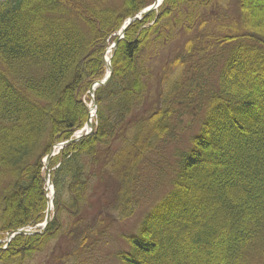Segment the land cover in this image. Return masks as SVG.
<instances>
[{"label":"trees","instance_id":"obj_1","mask_svg":"<svg viewBox=\"0 0 264 264\" xmlns=\"http://www.w3.org/2000/svg\"><path fill=\"white\" fill-rule=\"evenodd\" d=\"M230 1L164 0L126 29L93 132L51 159V221L0 264H97L162 187L113 263L264 264V1ZM152 2L0 0V235L43 222L41 161L83 127L105 48Z\"/></svg>","mask_w":264,"mask_h":264},{"label":"rangeland","instance_id":"obj_2","mask_svg":"<svg viewBox=\"0 0 264 264\" xmlns=\"http://www.w3.org/2000/svg\"><path fill=\"white\" fill-rule=\"evenodd\" d=\"M235 0H231L230 4L227 6L225 12L229 15H236V6L233 5V2ZM264 1V0H263ZM251 3H253V5H255L257 3L256 0H250ZM254 15L255 11H251ZM109 56V55H108ZM106 69L104 68V73L101 77V79H103L106 75ZM100 79V80H101ZM97 82V81H96ZM95 83V82H94ZM89 92H85L82 96V102L83 104H85L87 107L91 105L92 103V98L90 97V95L88 94ZM184 121H188L187 119L184 118ZM200 123V119H198V121H196L194 124H192L190 127L186 128V130H183L180 134V142H181V146L185 149L186 146H188L187 141L189 139V137H191L192 135H194L197 131V125ZM84 126V125H83ZM51 161V162H50ZM47 164L46 167L51 171L54 170L53 167V161L50 160ZM43 163V162H42ZM42 166H44V164H42ZM45 172V166L44 168H42L41 170V176L44 175ZM165 192L164 188L162 187V189H159L157 191H154L152 193H149L146 195L145 198V191L142 192V194L139 196V201H138V205L137 207L134 209L133 214L126 220L124 221H120V222H116L109 231L110 234V239L111 242L109 243L108 246H106L104 248V251L102 253V259L97 263V264H115V262L113 263V258L112 255L114 252H120L121 250H126L127 249V245L126 243H124L120 236L121 235H127V234H134L136 233L141 220L143 219L145 213L148 211L149 207L156 202L159 198H161V196L163 195V193ZM30 205H33L34 203H32L31 201H29ZM52 207L50 209V218H52ZM6 235H0V249L1 248H5L6 245ZM105 255V256H104ZM118 264V263H116Z\"/></svg>","mask_w":264,"mask_h":264},{"label":"water","instance_id":"obj_3","mask_svg":"<svg viewBox=\"0 0 264 264\" xmlns=\"http://www.w3.org/2000/svg\"><path fill=\"white\" fill-rule=\"evenodd\" d=\"M157 6H158V2L155 1V2L152 4V6H151L150 8H148L147 10L141 12L140 15H147L149 12H151V11H152L153 9H155ZM135 19H137V17H136V16H133V17L130 19V22L134 21ZM117 42H118V40L115 41L114 45H116ZM104 63H105V58H104ZM105 65L107 66L109 73L107 74L106 77H104V79H103L102 81L96 82V83L92 86V88L90 89V93H92V94L94 93V91H95V87H96V86H102V85H105V84L109 81V79H110V77H111L112 70H111V68H110V66H109L108 64L105 63ZM96 105H97V104H96V102L94 101V106H96ZM85 127H86V128H85V134H84V135H78V136L75 137L74 139H71V140H69V141L63 143L62 145H67V144H71V143L77 142L78 140L82 139L85 135H88L89 132H91V129H92V128H91V121H90V119H88V121H87ZM50 157H51V153L47 156L46 161H49V158H50ZM48 184H51V182L48 181ZM49 216H50V215H49V210H48L47 213H46V217H45V224H46V225H47L48 222H49V218H50ZM28 233H29V232H25V231H23V230H17V231H15V232L10 233V234L7 236V241L10 242V240L13 239L16 235H19V234H26V235H27ZM29 234H30V233H29Z\"/></svg>","mask_w":264,"mask_h":264},{"label":"bare ground","instance_id":"obj_4","mask_svg":"<svg viewBox=\"0 0 264 264\" xmlns=\"http://www.w3.org/2000/svg\"><path fill=\"white\" fill-rule=\"evenodd\" d=\"M160 2V0H158ZM107 57H108V54H107Z\"/></svg>","mask_w":264,"mask_h":264}]
</instances>
